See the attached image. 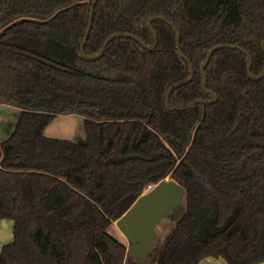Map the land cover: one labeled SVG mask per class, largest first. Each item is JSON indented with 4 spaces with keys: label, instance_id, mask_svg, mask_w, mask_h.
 I'll return each instance as SVG.
<instances>
[{
    "label": "trees",
    "instance_id": "16d2710c",
    "mask_svg": "<svg viewBox=\"0 0 264 264\" xmlns=\"http://www.w3.org/2000/svg\"><path fill=\"white\" fill-rule=\"evenodd\" d=\"M0 0V102L21 108L0 142V264H127L109 230L170 178L185 211L162 264H251L264 257V0ZM181 51L194 68L180 57ZM70 63L72 66L68 65ZM186 82V83H185ZM187 107L198 100L217 101ZM84 117L85 140L51 138L57 115Z\"/></svg>",
    "mask_w": 264,
    "mask_h": 264
},
{
    "label": "water",
    "instance_id": "95a60500",
    "mask_svg": "<svg viewBox=\"0 0 264 264\" xmlns=\"http://www.w3.org/2000/svg\"><path fill=\"white\" fill-rule=\"evenodd\" d=\"M99 0H94L91 4V11H90V20L87 28V32L85 35V38L81 44V54L85 59H92V57L88 56L85 53V47L88 41V38L91 34V29L93 26V17L94 11L96 8L97 3ZM154 19H161V17H155L151 19L149 23V28L152 34L154 35L155 44L153 47L147 46L143 41H141L139 38L133 36V35H125V34H114L110 36L107 41L104 44V47L102 51L93 58H98L101 56V54L105 51V48L108 46V44L113 39H119V38H129L137 41L141 46H143L145 49L153 50L158 43V35L156 34L153 26L152 21ZM165 23L169 24L176 32L177 36V47L179 55L182 59H184L189 65L191 70V76L189 78V81H191L194 77V68L191 65L190 61L187 59V57L183 54L181 51V36L180 33L177 31V29L173 26L172 23H170L167 19L162 18ZM227 48H235L243 52L248 56L249 59V65L247 69V74L249 78L253 81H259L264 77L263 74L256 78L252 75V65H253V59L252 55H250L246 50L234 47L231 45H219L215 48H213L208 54L206 60L204 61L201 72H202V88L205 92H208L206 89V83H207V74H206V66L210 62L212 56L214 53L221 49H227ZM264 48V43H263ZM68 65L72 66L70 63H67ZM186 83V82H185ZM183 83L176 84L174 86H171L165 95V106L167 110L173 111V110H189L195 107L196 105H210L217 101V96L214 93H211L213 96L212 100H198L190 103L187 107H179V108H170L169 100L170 95L175 88H179ZM186 196V189L180 185L175 180H172L170 178H167L165 180L160 181L158 184H155L153 188H151L148 192L141 195L138 200L134 202V204L130 207V209L123 215L121 218L116 221V226L121 231L122 234H124L129 242L128 246V252H130L135 258L136 261H138L140 264H144L150 254L152 253V250L156 246L158 235L156 233V228L158 225L162 222L163 219L167 218L175 209L176 207L184 201V198ZM164 256L161 255L157 264L163 263Z\"/></svg>",
    "mask_w": 264,
    "mask_h": 264
},
{
    "label": "rangeland",
    "instance_id": "374dc122",
    "mask_svg": "<svg viewBox=\"0 0 264 264\" xmlns=\"http://www.w3.org/2000/svg\"><path fill=\"white\" fill-rule=\"evenodd\" d=\"M21 108L8 105L0 102V142L6 140L12 131L14 130L16 123L21 114ZM45 135L51 138L57 139H67L77 143H81L85 140V130H84V117L78 114H60L57 115L55 120L47 126L45 129ZM154 186L148 187L145 191L148 192ZM185 201L181 202L176 209L156 228V233L158 235L157 243L152 253L148 257L144 264H157L158 256L161 247H163L175 228L177 220L183 215L185 211ZM110 234L115 237L120 242L124 243L127 248L129 242L124 234L116 226V222L109 230ZM127 264H140L136 261V258L130 253L126 256ZM223 260L209 258L203 260L200 264H222Z\"/></svg>",
    "mask_w": 264,
    "mask_h": 264
},
{
    "label": "crops",
    "instance_id": "0c3cea01",
    "mask_svg": "<svg viewBox=\"0 0 264 264\" xmlns=\"http://www.w3.org/2000/svg\"><path fill=\"white\" fill-rule=\"evenodd\" d=\"M13 240V221L0 220V252L4 245L12 242ZM224 264V262L222 263ZM251 264H264V257L257 258Z\"/></svg>",
    "mask_w": 264,
    "mask_h": 264
}]
</instances>
